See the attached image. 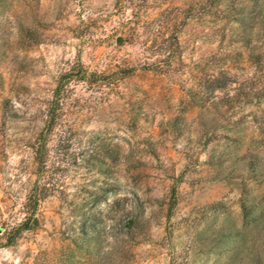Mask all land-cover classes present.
Here are the masks:
<instances>
[{
	"label": "rangeland",
	"instance_id": "374dc122",
	"mask_svg": "<svg viewBox=\"0 0 264 264\" xmlns=\"http://www.w3.org/2000/svg\"><path fill=\"white\" fill-rule=\"evenodd\" d=\"M53 109L60 186L18 234ZM60 134L107 173L53 177ZM101 183L84 234L69 203ZM0 264H264V0H0Z\"/></svg>",
	"mask_w": 264,
	"mask_h": 264
},
{
	"label": "trees",
	"instance_id": "16d2710c",
	"mask_svg": "<svg viewBox=\"0 0 264 264\" xmlns=\"http://www.w3.org/2000/svg\"><path fill=\"white\" fill-rule=\"evenodd\" d=\"M172 40L178 46V38L173 37ZM70 74L65 75V78ZM82 80L87 81L86 75H82ZM95 82H102L101 79H95ZM61 88L59 87L55 91V97L59 96ZM56 110L53 109L52 112L48 115V118L45 122L44 128L39 132L35 139L33 145V151L35 153V162H36V176L37 179L31 189L30 194L24 204L25 210V219L19 225L17 232L21 234L23 231H28L36 228L39 225V220L37 218V212L40 206V203L48 198L52 192H55L60 186V179H56L55 183H50L46 181V169L48 166V160L50 156V147L49 142L53 137L52 134L56 128ZM58 141L55 148L56 158L53 165V177L58 176L59 166H62V175L61 177L66 178V175L71 170L72 167L80 166L88 170H92L100 175L107 173V168L109 167L108 162H114L113 157L104 149H97V147L89 146L85 147L83 153L80 155H73L69 152L67 153L66 147L63 144L66 142V136L57 135ZM66 139V140H65ZM69 140V139H68ZM81 156V157H79ZM59 159V161H58ZM58 161V162H57ZM94 185V183H93ZM62 186V185H61ZM110 189H105L103 183L98 185L95 188L83 187L82 190H79V195L74 202L69 203V206L72 208V212L79 218L78 223H80L81 228H83L84 234H87L89 230H95L99 224H105L104 214L101 211H94L97 207L106 202V195ZM175 201H173L169 211L171 212L175 207ZM120 207V201L115 202L111 206L110 212L107 214V219H109L113 225L122 223L124 227L127 228V231L124 235L129 236L134 230L140 228L141 220L138 216L134 215L132 212L127 213L123 209L122 215H116L120 212L118 209ZM119 218V219H118ZM12 242V239L10 240Z\"/></svg>",
	"mask_w": 264,
	"mask_h": 264
},
{
	"label": "water",
	"instance_id": "95a60500",
	"mask_svg": "<svg viewBox=\"0 0 264 264\" xmlns=\"http://www.w3.org/2000/svg\"><path fill=\"white\" fill-rule=\"evenodd\" d=\"M121 41H122V39H121V38H119V39H118V43H121Z\"/></svg>",
	"mask_w": 264,
	"mask_h": 264
}]
</instances>
